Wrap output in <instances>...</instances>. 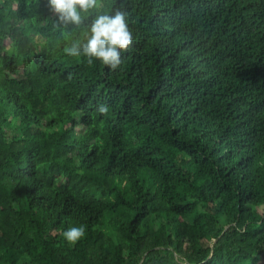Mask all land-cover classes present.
I'll return each mask as SVG.
<instances>
[{"label":"trees","instance_id":"obj_1","mask_svg":"<svg viewBox=\"0 0 264 264\" xmlns=\"http://www.w3.org/2000/svg\"><path fill=\"white\" fill-rule=\"evenodd\" d=\"M115 9L116 70L65 54ZM82 16L0 0V264H264V0Z\"/></svg>","mask_w":264,"mask_h":264},{"label":"clouds","instance_id":"obj_2","mask_svg":"<svg viewBox=\"0 0 264 264\" xmlns=\"http://www.w3.org/2000/svg\"><path fill=\"white\" fill-rule=\"evenodd\" d=\"M100 0H48L49 9L56 14L57 26H74L79 28L84 23V16L99 7ZM88 36L85 42L75 41L64 48L66 55L84 57L89 65L94 60L116 70L121 64V53L133 43V33L127 19V13L115 9L111 13H98L90 17ZM99 112L106 114L105 105L99 107ZM85 234L84 226L71 227L63 233L64 239L75 244Z\"/></svg>","mask_w":264,"mask_h":264},{"label":"rangeland","instance_id":"obj_3","mask_svg":"<svg viewBox=\"0 0 264 264\" xmlns=\"http://www.w3.org/2000/svg\"><path fill=\"white\" fill-rule=\"evenodd\" d=\"M10 42H11L10 39H7L6 40V46L9 47L10 46ZM261 210L264 211V207H261Z\"/></svg>","mask_w":264,"mask_h":264}]
</instances>
